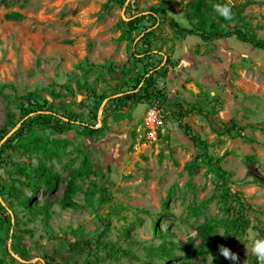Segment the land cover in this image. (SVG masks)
Instances as JSON below:
<instances>
[{
	"label": "rangeland",
	"instance_id": "rangeland-1",
	"mask_svg": "<svg viewBox=\"0 0 264 264\" xmlns=\"http://www.w3.org/2000/svg\"><path fill=\"white\" fill-rule=\"evenodd\" d=\"M190 1L0 0V84L13 86L0 91V129L7 130L0 140V184L17 176L14 162L34 163L31 153L18 144L40 137L47 145H57L59 152L48 159L59 175L54 187L40 189L33 198L39 209L48 205L47 216L16 205L10 209L8 197L0 195L8 212L14 211L10 227L0 231V264H53L44 261L41 247L78 238L107 242H93V252L83 264H207L208 254L188 257L184 247L188 241L199 242L196 225L226 215L217 204L216 168L201 158L191 174L185 169L197 149L180 123L205 141L208 154L222 156L228 186L239 193L248 221L240 235L229 230L223 244L237 255L235 264H257L247 245L257 235L264 237V132L249 126L239 129L249 123L264 125V50L234 36L206 41L180 35L164 19L154 24L147 19L146 25H152L150 49L162 64L169 59L165 76L157 78L162 95L151 103L124 107L109 100L116 96L119 81L136 73L130 63L132 47H143L139 37L135 43L120 38L126 29L123 20L164 5L168 16L190 27V20L196 21L188 11ZM232 5L240 12L245 32L264 39V0H232ZM11 13L21 17L8 18ZM207 16L217 21L212 10ZM135 34L132 31L131 37ZM88 88L110 97L95 107ZM27 92L46 99L51 111L75 115L99 130L87 135L80 124L58 133L32 122L24 138L6 142L21 124L15 95ZM191 106L192 112L178 120L175 114ZM7 113L13 114L11 128L6 126ZM224 126H236L231 132L245 137L222 133ZM83 163L92 173L79 180L81 188L73 200L80 206L62 208L55 199L63 193L70 168ZM203 201L206 207L193 215L189 207H201ZM216 233H224L223 226ZM216 233L209 241L221 237ZM115 248L134 256H119Z\"/></svg>",
	"mask_w": 264,
	"mask_h": 264
},
{
	"label": "trees",
	"instance_id": "trees-1",
	"mask_svg": "<svg viewBox=\"0 0 264 264\" xmlns=\"http://www.w3.org/2000/svg\"><path fill=\"white\" fill-rule=\"evenodd\" d=\"M121 2L124 0H120ZM223 1L214 0H191L187 5L190 6L188 10L193 18H196L195 22L190 20V27L180 26L177 21H175L171 16L167 15V7L164 5H159L158 7H151L143 14H130L126 20L123 22L126 25V29L120 35L121 39L127 38L129 42L135 43V39L139 37L141 49L135 48V44L132 47L130 53L132 67L135 68V75L132 78H127L125 80H120L117 85L116 96L112 99L114 106L124 107L129 106L132 102H146L151 103L155 99H159L162 95L161 88L158 85L157 78H163L165 76L167 69L166 64L169 63V59L164 60L162 64V59H158V53L150 49V39L149 35L151 31L148 29L152 25H146L147 19H152L153 24L164 19L168 24L178 32L180 35L184 34H194L200 36L201 39L206 41H212L220 38H227L234 36L238 40L250 44L252 47L264 50V39L257 38L254 34H247L243 29V25H239V21L242 18L239 15V11L233 7V19L232 21H224L222 18L218 17L216 14V20L207 16V11H213L212 5L214 3H222ZM11 19H19L21 15L19 13H11L7 15ZM230 22H233L230 25ZM135 31V36L131 37V32ZM109 64V68H111ZM7 84H0V91L6 88ZM62 86V85H61ZM63 88L68 89L67 86ZM90 92L89 99L92 105L95 107L101 103L104 98L110 96L105 93L97 94L94 89H87ZM19 100L20 116L19 121L21 124L16 128V130L11 133L6 142L12 143L14 141L25 137L31 123L45 126L55 130L58 133H63L76 126L85 125L81 121H78L77 116H63L56 111H51L48 107V101L46 99H39L35 93L27 92L21 95H15ZM194 106L189 109H184L179 111L177 119L187 116L192 112ZM107 108H104L105 114ZM13 114L7 113L6 115V126L11 128L14 125L12 121ZM93 120L96 121L97 114L92 113ZM27 118V119H26ZM17 120V121H18ZM95 124V123H94ZM94 124L79 126L87 135H94L99 128L94 127ZM246 126L258 129L264 132V125L260 123H249L240 127L242 131ZM179 127L182 129L183 133L187 139L193 144L197 149L194 158L187 163L185 169L191 174L194 169L197 168V160L205 158L206 162L214 166L217 172V182L215 183V188L218 190L217 204L220 210L225 213L226 217L215 218L211 217L204 220L195 226V231L199 237V242L194 244L192 241L184 247V254L188 257L194 256H204L205 254L212 253L214 256L213 264H224L225 258L219 253L218 246H224L223 241L227 238V232L233 230V235L242 234L244 227L247 225L248 221L242 213V206H240L241 198L238 192H233L228 186V172L221 166L222 156L213 157L207 152V144L203 139L196 135L187 124H181ZM236 129V126L228 127L224 126V134L229 136H240L245 137L240 131H236L234 134L231 132L232 129ZM7 134L5 128L0 129V140ZM23 152L31 153L30 156L34 163L31 165L23 163H13L14 173L17 174L16 177L11 178L9 183L0 184V195L8 197V207L11 209L14 205L22 207L23 209L33 210L34 212H40L43 215H48V205L39 209L36 204H34V196L36 193L42 189L46 188L51 190L56 180L59 178L53 169L52 165L49 163L48 159L53 155H59L57 145H47V143L40 137H35L29 142L23 145L18 144ZM92 173L90 167L81 164L79 167L70 168L69 177L66 179L65 188L59 199H55L56 202L60 204L62 208H78L80 205L73 200L76 192L81 188L79 180L87 178ZM94 186V183H92ZM173 189L171 188L166 195L165 201L171 196ZM90 191H86L85 194L89 195ZM233 203H238V206H233ZM207 201L202 202V206L193 205L189 209L193 215L198 216L201 214V209L206 207ZM0 201V231L5 228L10 227L11 217L14 211H9ZM223 226L224 236H221L213 241H209V237L215 234L219 228ZM98 238V237H97ZM2 240V239H1ZM230 241V239H228ZM3 241V240H2ZM54 242V243H53ZM48 246H42V257L44 261L47 259L53 261V264H83V260L90 256L94 249V243L97 245H107V242L95 239L91 241L87 238H78L70 242H63L54 240ZM94 242V243H93ZM230 243V242H229ZM147 251H152L153 248L150 246L144 247ZM163 251L169 257L171 256L170 249L158 248ZM156 249V250H158ZM119 256L132 257L133 253L124 248L112 249ZM7 253H9L7 251ZM107 256H111L107 253ZM13 259V258H12ZM55 259H58L57 262ZM95 259L98 261L99 256L96 255ZM22 264V263H20ZM184 264V263H180Z\"/></svg>",
	"mask_w": 264,
	"mask_h": 264
},
{
	"label": "clouds",
	"instance_id": "clouds-1",
	"mask_svg": "<svg viewBox=\"0 0 264 264\" xmlns=\"http://www.w3.org/2000/svg\"><path fill=\"white\" fill-rule=\"evenodd\" d=\"M213 12L224 21H232L234 13L232 7V0H223L222 3H214L212 5ZM224 236V233H216ZM248 251L255 257L257 264H264V237H253L250 244L247 245ZM219 253L226 260H230L235 264L237 255L231 252L225 246H218ZM213 256L208 252L207 264H213Z\"/></svg>",
	"mask_w": 264,
	"mask_h": 264
}]
</instances>
